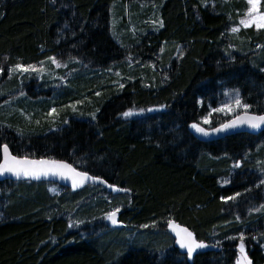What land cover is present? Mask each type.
Instances as JSON below:
<instances>
[{"label": "trees", "instance_id": "16d2710c", "mask_svg": "<svg viewBox=\"0 0 264 264\" xmlns=\"http://www.w3.org/2000/svg\"><path fill=\"white\" fill-rule=\"evenodd\" d=\"M145 1L155 4L164 26L128 39L130 47L117 41L112 17L123 9L116 5ZM244 6L242 0H0V92L25 94L13 116L0 113V146L20 157L66 161L129 190L87 185L51 194L48 183L0 181V264H235L240 240L226 237L241 232L247 258L264 264V210H252L264 194L255 185L264 180V128L201 141L190 127L217 106L224 89L239 90L251 112H264V29L227 31ZM49 57L80 64L69 81L75 92L64 88L52 103L31 102L33 81L7 79V71ZM128 58L136 65L129 78H103ZM50 105L56 112L48 115ZM105 189L109 198L102 197ZM112 207L120 208L121 227L98 216ZM168 219L198 240H219L221 249L188 260L166 231Z\"/></svg>", "mask_w": 264, "mask_h": 264}, {"label": "snow or ice", "instance_id": "6c2138e0", "mask_svg": "<svg viewBox=\"0 0 264 264\" xmlns=\"http://www.w3.org/2000/svg\"><path fill=\"white\" fill-rule=\"evenodd\" d=\"M53 2H55V0H53ZM247 3L249 7L245 14V18L240 20V25L245 28L255 26L257 30L264 29V12L259 10L261 0H247ZM152 23L154 26L158 23L160 28L164 26L163 21H152ZM231 31L233 33H236L239 31V28L233 27ZM180 55L183 56V52H181ZM49 60L57 67L61 66L60 62H58L55 57H49ZM42 64L43 62H41V65ZM0 71H3V69L0 68ZM40 71H42V67L38 68L31 64L25 66L20 63H17L8 69L9 76H11L13 73L31 74ZM260 71L264 72V68L260 69ZM123 86V84L120 85L121 88H123ZM21 95H23V93H21ZM97 95H99V93H97ZM224 95L228 97L227 102L221 104L218 107L211 108L206 115L200 118L199 122H193L190 124V127L195 132L204 136H208L210 132L220 133L240 126H247L249 129L252 130H259L264 128V112H251L250 109L252 106L247 103H244L239 90H232L231 92L226 91ZM198 103H202V101H198ZM148 110L152 111L153 109ZM140 111L143 112L144 109H141ZM55 112L56 109L53 108L50 110L49 115ZM134 114L135 113L131 109L126 110L122 113L124 117H130ZM213 114H223V116L231 115L232 118L221 122L218 127H213L209 131L208 129L202 127L201 124H210V117H212ZM91 118H96L95 113L91 114ZM65 123H67V121H65ZM0 150H2L3 157L2 162H0V175H3L4 173H11L17 177L24 176L31 178H39L42 175L56 174L61 176L62 178L71 179L73 189L80 187L86 181H93L106 185V187L111 189V191L113 192L127 193L129 191L128 189L119 188L116 185L107 183L106 180L102 179L99 176L89 175V173L86 171H78L71 164L66 163L64 161L52 159L33 160L28 159L27 157L18 158L17 156H13L10 153L9 146L7 144L0 146ZM240 166L241 162L237 161L233 167L239 168ZM224 183L227 184L229 183V181L224 180ZM260 185L264 186V180H260ZM240 195L241 193H236L233 196L221 197V200L227 203L229 201L237 199ZM262 209H264V205H261L260 208L255 209V211H260ZM119 212L120 208L115 207L112 210L105 212L104 218L109 220L113 225H116L119 222L117 220V214ZM236 220L240 222V217L237 216ZM74 226L75 224L73 223L69 224V227ZM142 227L147 228L149 227V225H143ZM167 227L175 234V243L178 244L181 249L186 250V255L189 259L193 257L194 253L197 250L209 246L202 241H197V239L194 237V234L189 231L188 228L181 227L171 219L167 220ZM237 238L240 240V244L238 247L239 252L241 253V256L243 258L244 264H252V262L247 258V255L245 254V234L241 232L239 233L238 237H226V239L229 240H236ZM252 239H256V237L253 236ZM219 244L220 241L217 240L216 245L218 246ZM237 264H241L240 259L237 260Z\"/></svg>", "mask_w": 264, "mask_h": 264}, {"label": "rangeland", "instance_id": "374dc122", "mask_svg": "<svg viewBox=\"0 0 264 264\" xmlns=\"http://www.w3.org/2000/svg\"><path fill=\"white\" fill-rule=\"evenodd\" d=\"M242 1L244 2L245 6L242 8L241 13H239V17L237 19V22L234 25L230 26L227 30L228 33L231 35H235L237 33V32L233 33L231 31V29L233 27H238L239 30L240 29H247V28L243 27L242 25H240V23H239L241 19L245 18V14H246L247 9L249 7L247 0H242ZM116 6H118V8L121 7L123 9L122 10L123 14H121V15L117 14V15H114L112 17V33H113V35L117 41H120L123 44L126 42L125 45H128L130 47V46L134 45L133 44L134 42H130V41H128V39L138 38L140 36V34H145V33L153 34L158 29L159 24L157 23L154 26L152 23V21H157V22L160 21L159 15L157 12V8L153 2H146L145 1V2H138L136 4H130L128 2V3H125L123 5L117 4ZM259 10L264 12V10H262L260 8V6H259ZM248 28H253V29L257 30L255 26L248 27ZM164 46L166 47V45H164ZM167 48H168V46H167ZM178 48L179 47H177L176 49H178ZM161 51H163V49H161ZM58 62H60V61H58ZM148 62H149V65L151 66V61H148ZM60 64H61V66L57 67L55 64L51 63L50 60H48L46 62H43L42 65L41 64L34 65L38 68L42 67V71H40V72L31 73V74L13 73L11 76H9V73L7 71L6 78L7 79L13 78V76H15V78H16V76L19 75V78H21L20 82H22V81H26V82L27 81L28 82L33 81L31 83H32L34 89L30 90L29 93L30 94L32 93V95L29 94L27 96V100H28V98L30 99V101L34 100V97H35V99L39 98L42 100H48L52 103L53 95H55L54 97H57V95L60 96L62 94V92H60V91L63 90L64 88H68L69 90L72 91V88H73L72 83L70 84L69 81L71 78L78 76V68L80 66V64L77 61H69L68 63L60 62ZM75 66H78V67H75ZM121 66L122 65L115 67V68L111 67L109 69L104 70L102 72L103 78L107 77L106 78L107 80L110 78L113 83L119 82L120 78H123V77L129 78L131 76V72H132L133 68L136 65L134 64V62L131 58H128L127 61L125 62V65L123 67H121ZM140 66H142V64ZM100 75H101V73H100ZM91 76L92 75L90 74L89 77H91ZM37 85H44L46 87L38 86L39 87L38 88ZM20 91H17V93ZM40 91H44V94H46L45 92L49 93V95H47V98L44 97L45 96L44 94L37 95V94H39L38 92H40ZM226 91L231 92L232 89L231 90L230 89H224L223 90L222 95H221V99H220L219 103L217 104V106H215V107H218L221 104L227 102L228 97H226L224 95V93ZM73 92H75V91L73 90L72 93ZM17 93H15V97H10L9 94H6V93L3 94L0 92V113L3 114V117L9 115V113L11 114V116H13L14 109L19 107V101L17 99H21L22 96H25V94L21 95V93H19V94H17ZM54 93H57V94H54ZM1 98H3V99H1ZM22 100H23L22 104L24 105L26 99H22ZM215 107H212V108H215ZM53 108H54V106H52V105L49 106L48 115H49L50 110ZM156 109H158V108H154L152 111H154ZM131 110L135 114L130 116V117H125V118L141 117L142 115H144V113L151 112L149 110H146L143 112H141L140 110H134V109H131ZM238 111H240V110H238ZM19 114L24 116V114H23V112H21V110H20ZM230 118H232L231 115L223 116V114H213V116L210 117V120H211V123L214 122V124H216L218 122H222V121H224L226 119H230ZM201 125L206 127V128H210L212 126V124H208V125L201 124ZM235 169L236 168L233 167L232 172H234ZM261 174L264 176V171ZM260 180H263V179H260ZM260 180L259 181L256 180L255 185L259 186ZM62 188L63 187H60L56 183H48V189H49L51 194H59L61 192ZM107 193L109 194L110 192H109V190L105 189V191L102 192V197L104 196V197L109 198V195ZM106 201H108V199H106ZM85 205L86 204H81L79 206V208L76 209L75 215L78 214L77 210L83 211V208ZM261 205H264V194L261 195L259 202L254 206V209H252V210L260 208ZM113 208H115V207H112L110 210H112ZM110 210H108V211H110ZM263 210L264 209H262L260 211H263ZM260 211H257V212H260ZM105 212H107V211L102 210V212H98V216L100 219L104 220L105 225H107V219L104 218ZM69 215H70L69 218H73L72 217L73 214H69ZM239 244L240 243H238V246H239ZM238 246H237V252H238L237 260L238 259L241 260L242 258H239V255H241V253L239 252ZM263 251H264V243H263ZM235 264H237V261L235 262Z\"/></svg>", "mask_w": 264, "mask_h": 264}, {"label": "water", "instance_id": "95a60500", "mask_svg": "<svg viewBox=\"0 0 264 264\" xmlns=\"http://www.w3.org/2000/svg\"><path fill=\"white\" fill-rule=\"evenodd\" d=\"M231 119V118H230ZM202 126V125H201ZM219 125L215 126V127H218ZM204 127V126H202ZM205 128V127H204ZM213 128V127H212ZM210 131L211 128H206ZM252 129H249L247 126H240V127H237V128H234V129H230V130H227L225 132H220V133H211L208 135V136H204V135H201L197 132H195L193 129V134L194 136L201 140V141H214V140H218V139H222L224 137H227V136H230V135H233V134H236V133H240V132H246V131H251ZM10 151V150H9ZM11 153V152H10ZM12 154V153H11ZM13 155V154H12ZM13 156H16V155H13ZM18 158H23V157H20V156H17ZM2 150H0V162H2ZM28 159H33V160H40V159H51V158H30V157H27ZM52 160H58V159H52ZM60 161H63V160H60ZM66 162V161H64ZM68 163V162H66ZM80 171V170H78ZM4 180H10V181H15V182H34V183H56L58 184L59 186L61 187H64V188H67V189H70L71 191L73 192H76V191H79L81 190L82 188H84L85 186L87 185H101V186H105L104 184H100L99 182H93V181H86L83 185H81L80 187L76 188V189H73L72 187V181L71 179H68V178H62L61 176L59 175H56V174H49V175H42L40 176L39 178H31V177H24V176H20V177H17L11 173H4L3 175H0V181H4ZM117 220H118V214H117ZM119 221V220H118ZM176 223V222H175ZM108 224L110 227H121L122 226V222H118L116 225H113L109 220H108ZM178 224V223H176ZM180 225V224H178ZM181 227H186V226H183V225H180ZM188 228V227H186ZM189 231H191L189 228H188ZM166 231L167 233L170 235V237L173 239V244L175 246V248L178 249V251L182 254H186V250L184 249H181L179 247L178 244L175 243V234L167 227L166 225ZM192 232V231H191ZM193 233V232H192ZM194 234V233H193ZM194 237H195V234H194ZM196 238V237H195ZM197 239V238H196ZM197 241H201V240H198ZM204 243H206L207 245H209L208 247L206 248H202V249H199L197 250L194 255L198 254V253H201V252H206V251H219L221 249V246H217V245H214V244H210V243H207L205 241H202ZM193 255V256H194ZM187 256V255H186ZM187 259L189 260V258L187 257ZM191 259V258H190Z\"/></svg>", "mask_w": 264, "mask_h": 264}]
</instances>
